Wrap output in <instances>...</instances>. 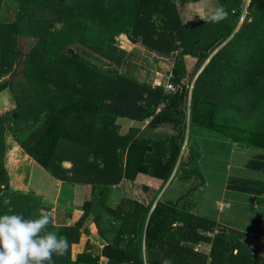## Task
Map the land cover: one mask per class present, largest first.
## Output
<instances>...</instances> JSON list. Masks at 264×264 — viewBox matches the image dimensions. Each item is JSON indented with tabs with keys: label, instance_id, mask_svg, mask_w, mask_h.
<instances>
[{
	"label": "trees",
	"instance_id": "obj_1",
	"mask_svg": "<svg viewBox=\"0 0 264 264\" xmlns=\"http://www.w3.org/2000/svg\"><path fill=\"white\" fill-rule=\"evenodd\" d=\"M10 1L48 9L51 15L0 21V78L11 76L8 84L15 83L11 91L16 103L0 114V215L37 218L44 206L40 196L10 189L3 163L7 131L54 178L102 186L99 202L118 221L103 224L100 215L93 217L104 239L103 264H162L165 258L172 264H207L208 255L209 264H264L241 242L244 232L181 208L178 199L158 200L150 212L151 206L135 201L115 209L105 204L110 186L122 177L144 173L166 182L178 159L187 166L195 151L186 160L180 157L186 129L192 134L205 128L264 149V0H250L241 23L243 0H216L228 12L216 24L208 18L183 22L174 0ZM119 34L131 44L173 56L169 80L177 90L167 92L161 84L110 73L75 49L87 48L108 64H121L126 52L117 46ZM24 41L30 46H21ZM186 55L194 58L190 74ZM6 83H0V90ZM148 116L149 127L169 122L175 133L144 137L136 136L135 128L117 133V117ZM20 159L26 163L11 147L7 164L14 184ZM247 166L264 170V161L249 159ZM82 209L75 223L48 226L69 242L64 256H53L55 264L69 263L71 244L79 240V228L91 212L90 201ZM217 226L220 231L213 237L200 233ZM210 241L208 255L196 250L198 242ZM98 259V254L83 251L75 262L99 264Z\"/></svg>",
	"mask_w": 264,
	"mask_h": 264
},
{
	"label": "crops",
	"instance_id": "obj_2",
	"mask_svg": "<svg viewBox=\"0 0 264 264\" xmlns=\"http://www.w3.org/2000/svg\"><path fill=\"white\" fill-rule=\"evenodd\" d=\"M140 50H143V57L139 55ZM168 58L170 57L161 55L143 46L141 47V49H138L135 53L134 51L126 53L125 58L123 59L120 65L121 71L119 72L126 76L132 77L140 82H145L151 85H163L167 81V75L169 73L171 74L172 64L170 63V61H168ZM189 58H191L192 62L194 63V58L191 56H189ZM142 60L148 62L146 65V69H144L143 71L140 67V65H143ZM193 63L191 64L193 65ZM152 73H154L153 76H151ZM10 79L11 76L7 74L0 78V83L7 82L6 84H8ZM14 84L12 85L14 86ZM12 85L8 84L6 88L0 90V114L15 107L16 103L14 101L13 90L11 91V89L13 88ZM191 88L192 87H190V89ZM150 118L151 116H148L143 120H133L125 117H117V133L119 135L125 134L129 129L130 132L132 130L131 128H135V135L140 136L141 134H145L146 132H148L147 134L158 133L160 132V129H163V127H167L170 125L169 122H164L157 127H149L148 124ZM165 130H167V128H165ZM163 133L165 135L168 134L167 132ZM145 136L146 135H144V137ZM186 139H189V135L186 136ZM4 142L6 148L3 154V163L8 172L10 189L19 193L31 192L35 195L40 196L41 203L44 204L43 208L40 209V213L49 215L51 218V224L53 226H68L75 223L82 215L83 203L86 201H90L91 212L85 218L83 224L79 228V240L71 244L70 258L68 264H87L75 262L76 255L83 251L98 254L100 259L99 261L101 264H103L106 261V258L101 254L104 245V239L99 235L95 221L93 219V217L97 214L101 216L100 219H103L104 215L108 214L104 211L102 205L99 202L100 194L98 190L100 188L102 189V186L99 185L93 188L90 184L86 183L56 179L51 176L45 168H43L27 153H25L24 150L12 138L11 134L7 131L4 134ZM14 146L22 154V156H24L26 160V163L23 162L21 159L15 163V169L18 179L17 184H14L13 182V176L7 164V153L10 148ZM249 148H251L250 152L254 150L252 149V146ZM241 152L242 153L240 156L242 160L240 163L242 167H246L248 168V170L256 172V174H246L245 176L238 174L239 176L234 179L235 181H232L231 179H226L225 181L227 183L224 184L225 189H223V192L225 194L229 193L231 197L234 196V193H236L237 196H240L242 205L241 208H243L244 210H248L249 206L251 205L253 209L257 210V214L254 215L255 217L252 218V221L255 220L257 216H260V220L259 222L253 223V225H251L252 222L246 225L244 219L241 217H239L241 220H238V222L236 223L230 219L222 220L221 218H218L216 216L215 223L237 228L240 231L244 232L246 236L241 239V242L247 247H249L252 255L254 256V259L257 258L261 261H264V241L260 240L261 237L264 240V234L262 233L263 231H261L262 228H260V225L262 227L264 225L262 224V220H264V214L262 213L264 211V170L247 166V162L249 159L264 161V151H255L252 152V154L249 153L248 155L245 154V152L243 151ZM179 162L180 159L178 163ZM63 165L65 167H69L70 163L68 161H64ZM184 169L185 167L182 168V170ZM176 173L177 164L175 165L170 177L166 182H163L159 178H155L144 173H138L134 178L122 177L119 182L110 186V192L106 197L105 204L106 206L115 209L116 207L122 208L123 205H125L126 203L125 201H135L144 206H151L149 210L150 212L152 210L153 205L158 200L166 201L170 199H178V204L180 206V201H182V197L181 195L177 196V190L179 189V181L176 179ZM251 176H255V178H249ZM238 186H240V188H238ZM244 188L246 189L241 190ZM219 203L220 200H217L216 206L218 208V211H224L225 209L228 210L230 208L228 202H225L226 207L223 205L222 208ZM182 207L183 206H181V208ZM185 209H188L189 211L199 216L207 217V214H205L203 210L193 211L189 206ZM201 232L202 231H200V233ZM211 242L212 241H210L209 243H201V248H195L198 251L203 249L208 255V251L211 248ZM142 250L144 251V246ZM208 257L210 258L209 255ZM209 262L207 259V264H209ZM122 264L128 263L123 262Z\"/></svg>",
	"mask_w": 264,
	"mask_h": 264
},
{
	"label": "rangeland",
	"instance_id": "obj_3",
	"mask_svg": "<svg viewBox=\"0 0 264 264\" xmlns=\"http://www.w3.org/2000/svg\"><path fill=\"white\" fill-rule=\"evenodd\" d=\"M176 6L178 8V13L183 22L196 21L201 19L208 18L211 14L215 12V10L220 7L216 0H200V1H192V0H174ZM51 15L48 9L32 7L27 8L22 5L10 1L3 0L1 13H0V21H11L17 16L20 17H41V16H49ZM117 46L123 49L126 53L134 51V53L143 47L142 44L138 43L136 45L131 44L124 35L119 34L116 36ZM29 43L26 41L23 42V47H29ZM145 47V46H144ZM77 51L81 53V55L88 60H91L96 65L102 67L104 70L109 71L110 73L114 70L121 71V64L109 63L106 61V58L100 54L92 53L89 49L83 50L81 47H75ZM136 49V51H135ZM139 55L143 57V50L139 51ZM139 56V57H140ZM186 57V58H185ZM184 57V63L186 69V73L190 74L192 71V59L189 58L188 55ZM171 64L174 62V57L171 56L168 58ZM144 60V59H143ZM143 65H140L141 70L146 69L147 61H143ZM108 64V65H107ZM120 69V70H119ZM108 72V73H109ZM152 73L151 76H153ZM191 86V84H189ZM167 128V130H165ZM124 131V130H121ZM163 132H167L168 135L175 133V130L170 123L169 126L163 127L160 129L158 133H150L141 134L146 136H163L165 135ZM186 136L189 135V139L184 140L182 150L180 153L181 159H185L187 154L191 153V149L195 151L192 156V161L185 166V173H182V168L177 161V177L176 179L179 181L177 190L178 195L182 197V201H180L183 208L190 207L193 211L203 210L206 216L209 219L215 220L216 216L221 218L222 220L230 219L233 222H238L241 220L239 217L244 219L246 225L248 223L259 222L260 216H257L255 220L252 221L257 214V210L253 209L249 203V209L244 210L241 208V199L240 196H237L236 193H232L234 196L231 197L229 193H224L223 189H225L224 184L227 183L226 179H234L239 176L238 174L245 176L246 174L255 175L256 172L252 170H248L246 167H242L241 165V151L245 152V154H252L255 151H264L261 148H256L252 146V152L250 146H245L239 143H234L230 139L205 128H197V134H190L186 129ZM192 133V132H191ZM191 144V146H190ZM190 148V151H189ZM241 150V151H240ZM246 155V156H247ZM186 160V159H185ZM193 171V173H192ZM187 174V176H185ZM249 178H255V176H251ZM53 186V185H52ZM171 193V192H170ZM240 195V194H238ZM220 200L219 205H226L225 202H228L230 208L224 211H218L216 206V201ZM224 203V204H223ZM231 203V204H230ZM191 204V205H190ZM218 205V204H217ZM126 206V205H125ZM124 206V207H125ZM226 207V206H225ZM262 211V210H261ZM264 214V211L262 212ZM264 217V216H263ZM110 221V224L116 225L118 223L117 220L112 218L111 215L105 214L102 219V223L105 224ZM114 221V223H112ZM262 224H264V220H262ZM261 231L264 234V225L263 227L260 225ZM142 238V237H141ZM260 240L264 241L262 237ZM143 241V238L142 240ZM143 248V247H142ZM98 259V263H100Z\"/></svg>",
	"mask_w": 264,
	"mask_h": 264
},
{
	"label": "clouds",
	"instance_id": "obj_4",
	"mask_svg": "<svg viewBox=\"0 0 264 264\" xmlns=\"http://www.w3.org/2000/svg\"><path fill=\"white\" fill-rule=\"evenodd\" d=\"M228 18L223 6L208 17L216 24ZM49 215L25 218L22 214L0 215V264H55L53 256H64L69 248L67 239L48 230ZM162 264H172L165 258Z\"/></svg>",
	"mask_w": 264,
	"mask_h": 264
},
{
	"label": "built area",
	"instance_id": "obj_5",
	"mask_svg": "<svg viewBox=\"0 0 264 264\" xmlns=\"http://www.w3.org/2000/svg\"><path fill=\"white\" fill-rule=\"evenodd\" d=\"M249 1L250 0H243L242 1V5H241V8H242V14L240 15V18H239V23H241L242 22V20H243V18H244V15H245V9H246V7H247V5L249 4ZM170 73L167 75V81L163 84V87H164V89L167 91V92H174V91H176L177 90V87H178V85L177 84H174L173 82H171L170 80H169V77H170ZM190 87H192V86H190ZM182 147H184V146H182ZM223 207V205L221 206V208ZM220 227H215L212 231H202L201 232V234H205L206 236H208V237H213L214 236V234H216V233H218L219 231H220V229H219ZM196 247L197 248H201L202 247V244L200 243V242H198L197 244H196ZM210 251V250H209ZM208 251V252H209ZM210 261V258L208 257V262Z\"/></svg>",
	"mask_w": 264,
	"mask_h": 264
}]
</instances>
